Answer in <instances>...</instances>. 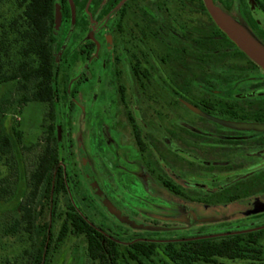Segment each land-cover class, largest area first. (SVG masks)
<instances>
[{
	"label": "rangeland",
	"instance_id": "1",
	"mask_svg": "<svg viewBox=\"0 0 264 264\" xmlns=\"http://www.w3.org/2000/svg\"><path fill=\"white\" fill-rule=\"evenodd\" d=\"M256 1L213 0L225 21L264 55L259 37L264 16ZM20 2L3 0L0 24L22 13ZM128 3L121 28L117 20L123 0L107 5L105 0H79L76 12L56 30L60 68L56 122L50 104H17V82L0 85V119L6 120L14 143L13 153L0 165V194L12 192L11 199L0 205V264H34L33 246H41L47 228L57 239L64 222L63 203L53 218L44 204L36 236L25 230L20 211L29 202L31 173L45 149L55 144L51 125L61 129L60 157L70 198L89 222L121 247L123 264H138L127 258L129 246L136 241L160 245L158 255L146 264H168L164 256L168 243L253 231L261 232V260L218 259L215 264H264V214L198 224L186 210L164 200L162 191L154 197L143 184L149 174L166 191L177 189L179 198L200 206H226L232 200L264 196V137L254 141L250 133L220 131L188 109L194 105L203 109V102L216 104L218 111L211 117L220 122L230 120L219 112L226 104L237 105L242 114H253L261 103L251 105L248 100L260 96L248 97L246 91L254 85L250 77L260 81L261 69L220 33L203 0ZM248 13L262 29L249 27ZM106 38L112 39L111 49ZM134 55L150 73L143 82L134 73ZM121 84L126 102L120 95ZM129 115L141 130L144 153ZM200 130H219L222 135L201 136ZM171 173L191 187L180 185ZM104 201L131 224L118 220ZM17 222H21L18 231L11 233ZM49 264L97 263L87 257L86 239L70 234L60 246L53 243Z\"/></svg>",
	"mask_w": 264,
	"mask_h": 264
},
{
	"label": "trees",
	"instance_id": "2",
	"mask_svg": "<svg viewBox=\"0 0 264 264\" xmlns=\"http://www.w3.org/2000/svg\"><path fill=\"white\" fill-rule=\"evenodd\" d=\"M2 3L3 0H0V6ZM64 4H67V0H21L19 6L22 13L9 22L0 24V85L17 82L18 105L30 102L50 104L53 109L51 117L55 122L60 98V68L55 56V18L57 9L63 8ZM16 134L21 137L19 133ZM50 134L55 144L45 149L31 173L29 202L20 206V211L25 230L36 236L45 205L49 207L53 218L56 207L63 203L64 222L57 239L51 228H47L41 246L39 247L38 243L33 246L32 263L34 261L36 264L39 258L38 264H49L53 243L56 242L60 246L73 234L86 239L87 257L90 261L97 264H123L121 247L89 222L70 198L68 176L60 157L58 125H51ZM13 150L14 143L8 133L6 120L0 119V165ZM11 197V191L2 190L0 205ZM20 223L17 222L11 228V233L18 231ZM260 237L261 232H249L219 239L201 238L171 242L165 246L164 256L168 264H215L217 259L261 260L263 251L260 247ZM159 246L153 242L132 243L127 258L138 264L152 262L158 255Z\"/></svg>",
	"mask_w": 264,
	"mask_h": 264
},
{
	"label": "flooded vegetation",
	"instance_id": "3",
	"mask_svg": "<svg viewBox=\"0 0 264 264\" xmlns=\"http://www.w3.org/2000/svg\"><path fill=\"white\" fill-rule=\"evenodd\" d=\"M78 1L79 0H67V4H64L63 8L62 7L59 8L60 13H61L60 26L66 22L67 16L69 17V15L72 12H74V11L76 12V10L74 9V6L77 5ZM120 1H122V0H120ZM129 1L130 0H123V4L118 8V13H119L118 15L119 16H118V20H117V23H118L117 25L119 28H121V25L126 20L125 18H126V15L128 13V10H129L128 9V5H129L128 2ZM133 1L138 6V3L140 0H133ZM110 2H111V0H105V5L109 4ZM212 2H213V0H212ZM256 2H257L258 7L260 8L261 14L264 16V2H261L260 0H257ZM213 4H214V2H213ZM214 6H215V4H214ZM69 7L71 8V11L68 12ZM247 15L249 16V27L251 29L255 30V28H256L255 25H258L257 21L254 19L255 17H253L250 13H248ZM55 20H56V18H55ZM257 27H259V25ZM57 29L58 28H56V30ZM260 29H262V28H260ZM219 31H220V33H222L223 35L228 37V35L225 32H223L220 28H219ZM259 37L262 39V42L264 43V28H263V30L260 31ZM232 42L239 48V46L234 41H232ZM106 47H107V49H111V47H112V39L111 38L110 39L106 38ZM240 51L248 57V59L251 61V63L255 64L256 66H258L261 69L262 74H261L260 79H259L260 81H256L257 79L255 80L254 77H250L249 79L253 78L252 80H254V85H252L246 91V94H247L246 96H248V97H251V96L255 97L258 95L260 96L261 99L259 98L256 101H254V100L249 101L248 100V103L251 105L261 103V107H259L253 114L246 115V114H242L239 110L236 109L237 105L226 104L227 105L226 108L224 107L223 110H219L221 116L225 115V117L230 118V120L224 121V122H220L218 120L215 121V120H211L208 118V117H211V114L213 112L218 111L216 104H210L208 102H203L202 103L203 109H200L198 106L194 105V108H196L198 111H200V114L194 112L192 109L188 108L186 105L184 107L188 108L190 111L199 115L200 117H202V118L204 117L207 120L213 122L215 125L218 126V128L215 126L216 129H219L220 131L225 129L226 131H238V132H242L243 134L244 133H250V138L254 141H257V140H260L262 137H264V131L238 129V128H233V127H230V126H227L224 124V123H229V124L264 125V65L258 64L252 57L247 55L241 49H240ZM261 55H262L263 60H264V55L263 54H261ZM116 61L118 62V65H119L120 61L119 60H116ZM133 69H134V73H135L136 77L138 78L139 82H143V79H147V78L149 79L151 77L148 69L141 63V60L139 59V57L135 56V55L133 56ZM122 75H123L122 71L119 72L118 76L120 79L122 78ZM119 90H120V95H121L122 100L124 102H126V88H125V86H123L121 84L119 87ZM255 94H257V95H255ZM129 120L132 123L134 136H135L137 144L141 150V153H144L146 150V145L143 143L141 130H140L139 126H137L135 118H133L131 115H129ZM219 130H218V132H216L214 130L215 132H213V133H210V132L205 133V132L200 130V135L201 136L207 135L210 138L212 136H221L222 134ZM209 131H211V130H209ZM219 134H221V135H219ZM256 144L260 145L261 142H256ZM228 145L234 146V144H232V143H229ZM262 145H263V143H262ZM171 176L180 185H182L186 188L191 187V184L188 181L183 180L182 178H180L176 174L171 173ZM143 184H144L145 188L147 189V191L149 190V193L154 197H158V192L162 191L164 193V200H166L170 204L178 205V206H180V208L186 210L189 214V217H190L189 219L192 220L194 223H198V224H209V223H216V222H223V221H232V220H238V219H243V218L259 215V214H264V211H261V212L255 213V214L243 215V213H242L243 209L238 207V205H240V204H246L249 202H253L257 199L263 198L264 196H260V197L245 200V201L232 200L226 206H214V207H212V206H200L197 204H193L192 202H189L188 200H184V199L179 198L178 196H179V194H181V192L178 191L177 189H176V193L170 192L169 190H168L169 192L166 191L165 189H163L158 184L157 181H155L153 178H151V176L149 174H147L146 178L144 177V183ZM152 184H154L156 187L153 188ZM189 219H187V220L189 221ZM187 220H185V221H187ZM124 224H126V223H124ZM253 232H259V231H253ZM246 233H249V232H246ZM246 233H234V234L231 233V234H227L225 236H220V237H199V238H195V239H191V240H196V239H201V238H215V239L218 238L219 239V238H223V237L230 236V235L246 234ZM184 241H188V240H184ZM136 242H148V241H136Z\"/></svg>",
	"mask_w": 264,
	"mask_h": 264
},
{
	"label": "water",
	"instance_id": "4",
	"mask_svg": "<svg viewBox=\"0 0 264 264\" xmlns=\"http://www.w3.org/2000/svg\"><path fill=\"white\" fill-rule=\"evenodd\" d=\"M208 12L212 16L215 23L219 26V28L225 32L228 37L234 41L239 48L245 52L247 55L252 57L258 64L264 65V60L262 55L249 43V41L237 30L232 28L224 19L221 12L214 6L212 0H203ZM56 28H59L60 22H61V13L60 9H57L56 12ZM191 109L200 114V111H198L196 108L191 107ZM211 120H215L212 117H208ZM217 121V120H215ZM227 126L238 128V129H247V130H255V131H264V125H253V124H229L224 123ZM61 133V129L59 128V135ZM100 194V193H99ZM104 204L107 206V208L110 210V212L117 217L121 222L126 224H131L130 220L120 214L118 211L114 210L112 207H110L109 203L104 201ZM238 207L242 208L243 215H250L255 214L261 211H264V197L257 199L253 202H249L246 204H240Z\"/></svg>",
	"mask_w": 264,
	"mask_h": 264
}]
</instances>
